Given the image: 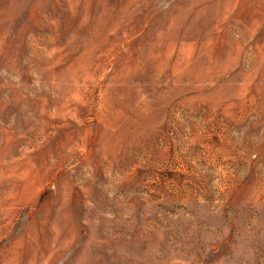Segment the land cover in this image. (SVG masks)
Returning a JSON list of instances; mask_svg holds the SVG:
<instances>
[{
	"label": "rangeland",
	"instance_id": "obj_1",
	"mask_svg": "<svg viewBox=\"0 0 264 264\" xmlns=\"http://www.w3.org/2000/svg\"><path fill=\"white\" fill-rule=\"evenodd\" d=\"M263 118L264 0H0V264H264Z\"/></svg>",
	"mask_w": 264,
	"mask_h": 264
},
{
	"label": "bare ground",
	"instance_id": "obj_2",
	"mask_svg": "<svg viewBox=\"0 0 264 264\" xmlns=\"http://www.w3.org/2000/svg\"><path fill=\"white\" fill-rule=\"evenodd\" d=\"M139 30H141V28L139 29ZM95 32V31H94ZM114 37H115V35H114ZM110 42V40H108V42H107V47H103V48H100V49H98V48H92L94 51H96V49H98V50H100V51H104V52H108V53H110V52H117V51H120L119 49V47H116V46H113L112 44H110L109 43ZM142 42V41H141ZM97 56V55H96ZM127 56V55H126ZM100 59V58H99ZM146 59V58H145ZM102 61V60H101ZM104 63V62H103ZM143 63V61H141V64ZM124 62L122 63L120 60H115V62L113 61V62H109V65L111 66V67H113V68H115V70H116V72H117V76H118V78H119V80L120 81H127V80H129V76H123L122 75V70L124 69ZM129 68H131L130 67V65L129 64H126ZM89 66H91V65H89V61L87 62V63H81V65H80V69H81V72L83 71V68H85V67H88L89 68ZM108 68V67H107ZM95 69H90V70H88L87 71V69H86V71L83 73V74H79L78 72H72L71 73V77H72V79L76 82V81H78L80 78H82V76H85V77H87V79H88V81L89 82H94L95 80L94 79H96L97 78V75L96 76H94V75H92V73L91 72H93ZM62 77L60 76V75H58V74H53V76L51 77V80L53 81V83H52V87H54L55 88V90H57V92H58V88H60V93H59V95H65L66 93H68V89H63V88H61L60 86H59V84L57 83V81L58 80H60ZM103 79H105V78H103ZM97 80H99V78L97 79ZM107 81H108V79H106ZM109 82V81H108ZM112 85V84H111ZM85 86V85H84ZM111 87V86H110ZM97 88V87H96ZM85 89V88H84ZM86 90V89H85ZM103 90V89H102ZM101 91V90H100ZM72 96L73 97H77V99L78 100H81V99H84L83 98V96H84V93H83V91H82V89L81 88H75V89H73L72 90ZM65 98L66 99H68V97H63V99L62 98H58V97H55V98H53L52 99V101H46V103H45V105L43 106L44 107V110L46 111L47 109H49V108H51L52 109V111H53V116H54V118L50 121V123H49V125L48 126H46V130L45 131H47V130H49L50 131V129H51V127L53 126L54 128L56 127V126H58V127H60L61 125H63V122H61L64 118H65V116L67 115V114H72L73 112H75L76 111V108L74 107V105L73 104H69V103H67L66 102V100H65ZM82 104H83V102H82ZM84 104H85V102H84ZM79 106H80V104H79ZM78 106V107H79ZM82 106H85V105H82ZM108 106L109 107H111V108H109L110 110H113L114 109V106H113V104L111 103L110 105L108 104ZM107 109V108H106ZM50 114V113H49ZM39 115V114H38ZM69 115V116H70ZM68 117V116H67ZM71 117V116H70ZM70 117H68V118H70ZM89 119V118H88ZM87 119V120H88ZM264 119V118H263ZM66 120V119H65ZM92 120V119H91ZM69 122V121H68ZM90 122V121H89ZM67 123V122H66ZM70 123V122H69ZM69 123H68V125H69ZM72 123V122H71ZM67 125V126H68ZM65 126V125H64ZM35 128V127H34ZM61 128H63V129H65V127H61ZM258 128V127H257ZM58 129V128H57ZM60 130V129H59ZM63 131V130H62ZM66 132V131H65ZM257 132V131H256ZM49 133V132H48ZM47 133V134H48ZM67 133V132H66ZM65 133V135H67ZM72 133V132H71ZM68 136H69V134H68ZM58 137V136H57ZM60 138L58 139L57 138V140H56V142L58 141V142H62L63 141V139H64V136H59ZM66 137V136H65ZM37 140V139H36ZM69 140V139H68ZM66 141V140H65ZM64 141V142H65ZM59 143V144H60ZM67 143V142H66ZM55 144V143H54ZM70 144V143H69ZM243 145V144H242ZM57 146V145H56ZM58 148V147H57ZM62 149V148H61ZM58 150V149H57ZM29 151V150H28ZM59 151V150H58ZM31 152V151H30ZM62 156V155H61ZM63 157V156H62ZM64 158V157H63ZM58 159H59V157H58ZM64 161V160H63ZM3 171V170H2ZM22 171V170H21ZM7 173H8V170L6 171ZM11 174H12V172H11ZM16 174V173H15ZM13 176V175H12ZM11 176V178H13ZM17 176V175H16ZM20 179V178H19ZM25 189V188H24ZM20 201V200H19ZM9 204V203H8ZM14 204H15V202H14Z\"/></svg>",
	"mask_w": 264,
	"mask_h": 264
}]
</instances>
